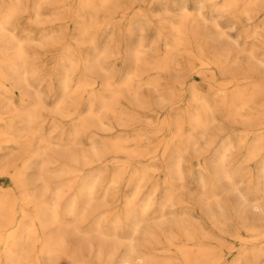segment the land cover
I'll list each match as a JSON object with an SVG mask.
<instances>
[{
  "label": "rangeland",
  "instance_id": "1",
  "mask_svg": "<svg viewBox=\"0 0 264 264\" xmlns=\"http://www.w3.org/2000/svg\"><path fill=\"white\" fill-rule=\"evenodd\" d=\"M197 1L21 0L23 12L12 34L21 39L33 67L31 76L44 100L41 111L51 114L58 86L67 84L62 107L66 119L60 124L67 152L59 161L51 158L41 176H185L191 188L203 176L214 215L209 223L211 250L222 256L221 264H233L243 248L260 249L252 264H264V0L253 7L249 18L241 13L245 0L234 6L230 0ZM36 3L44 8L37 17ZM13 5V0H0V17ZM184 10L192 15L187 25L195 21L201 33L215 39L217 50L229 51V63L204 59L195 49L175 48L171 25ZM212 21L220 25L222 34L215 32ZM129 25H133L131 33ZM254 28L257 36L252 35ZM135 50L141 55L136 65ZM94 62L103 70L92 69ZM229 71L234 72L232 77ZM129 72L132 76L127 78ZM211 73L230 81L225 93L228 104L237 101V95L248 96L253 87L259 88L251 107L237 105L243 116L227 115L216 103L221 90L209 79ZM1 74L0 92L23 111L28 102L23 91ZM107 83L121 92L118 103L116 94L105 91ZM191 85L209 104L211 121L206 129L194 131L190 123L192 114L202 112ZM103 99L113 102L112 119L101 107ZM89 109L101 117V123L89 115ZM178 123L183 124L180 135ZM113 145L124 149L106 153ZM26 157H19L17 164H24ZM30 160L28 176L39 186L36 169L41 158ZM60 161L65 164L63 172H49ZM8 181L1 177L0 185ZM14 192L19 203L20 192L15 187ZM256 203L261 211L254 210Z\"/></svg>",
  "mask_w": 264,
  "mask_h": 264
},
{
  "label": "bare ground",
  "instance_id": "2",
  "mask_svg": "<svg viewBox=\"0 0 264 264\" xmlns=\"http://www.w3.org/2000/svg\"><path fill=\"white\" fill-rule=\"evenodd\" d=\"M236 1L228 3L234 6ZM262 1L245 0L242 15L249 18L253 7ZM13 2L9 12L0 17V66L5 70V74H0L9 77L12 85L23 91L28 102L23 111H18L12 98L0 92V178L10 181L0 185V264H221L222 256L213 252L209 244V223L214 215L209 187H206L203 176L198 177L192 188L185 176H74L69 179L41 176L46 171L44 165L51 158L59 161L67 152L61 139L64 130L60 125L66 119L62 107L67 84L64 82L58 86L51 114L41 111L44 100L36 89V79L31 76L33 67L21 39L12 34L23 12L21 0ZM43 10L36 3L35 17ZM191 16L184 10L177 23L171 25L175 48L186 52L195 49L204 59L215 57L219 64L229 63L227 49L217 50L215 39L201 33L195 21L187 25ZM199 18L203 23L208 21L201 13ZM211 26L217 34H222L216 21H212ZM132 29L133 25H129L128 32L131 33ZM252 35H258L255 28ZM80 49V52L85 51ZM248 54L253 59L252 52ZM237 57H233L236 60L232 63L237 62ZM81 59L83 69H86V56ZM140 60V53L133 51V64ZM90 66L103 70L97 62ZM233 73L227 72L231 77ZM209 75L212 83L220 85L216 103L226 109L227 115L241 117L237 105L251 107L254 104V90L259 92V88L253 87V94L248 96L237 95V101L228 104L225 93L230 88V81L214 73ZM126 76L130 78L132 73ZM109 86L107 83L105 91L111 96L116 94L118 103L121 92ZM190 89L193 100L202 111L192 114L190 123L194 131L206 129L211 121L207 116L210 114L209 104L196 93L193 85ZM112 103L106 99L101 101L109 119L113 117ZM89 115L101 123V117L92 109H89ZM82 127L85 129L86 125L82 124ZM176 133H183L182 123L176 125ZM122 149L113 145L105 152L115 153ZM24 154L27 161L18 165L19 157ZM34 156L41 158L36 169L39 186H34L28 176L32 168L30 159ZM64 166L60 161L49 172L59 174ZM176 173L180 174L178 167ZM14 187L20 192L19 203ZM117 200L119 205H116ZM253 208L257 211L263 209L258 203ZM135 240L140 244L135 245ZM260 252V249L243 248L233 264H252Z\"/></svg>",
  "mask_w": 264,
  "mask_h": 264
}]
</instances>
